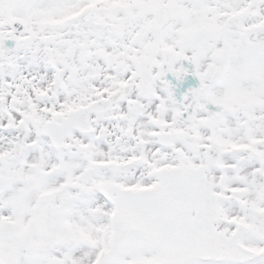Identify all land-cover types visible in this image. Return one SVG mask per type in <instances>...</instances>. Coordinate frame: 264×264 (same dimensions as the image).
Instances as JSON below:
<instances>
[{
	"label": "snow or ice",
	"instance_id": "snow-or-ice-1",
	"mask_svg": "<svg viewBox=\"0 0 264 264\" xmlns=\"http://www.w3.org/2000/svg\"><path fill=\"white\" fill-rule=\"evenodd\" d=\"M0 264H264V0H0Z\"/></svg>",
	"mask_w": 264,
	"mask_h": 264
}]
</instances>
